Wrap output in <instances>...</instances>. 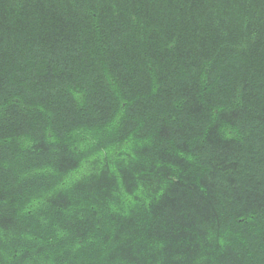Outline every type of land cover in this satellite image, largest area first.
<instances>
[{
    "label": "trees",
    "instance_id": "obj_1",
    "mask_svg": "<svg viewBox=\"0 0 264 264\" xmlns=\"http://www.w3.org/2000/svg\"><path fill=\"white\" fill-rule=\"evenodd\" d=\"M0 264H264V0H0Z\"/></svg>",
    "mask_w": 264,
    "mask_h": 264
}]
</instances>
